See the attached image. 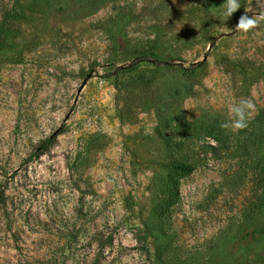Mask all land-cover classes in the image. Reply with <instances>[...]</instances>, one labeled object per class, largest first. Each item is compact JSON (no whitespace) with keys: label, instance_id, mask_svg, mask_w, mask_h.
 I'll use <instances>...</instances> for the list:
<instances>
[{"label":"rangeland","instance_id":"rangeland-1","mask_svg":"<svg viewBox=\"0 0 264 264\" xmlns=\"http://www.w3.org/2000/svg\"><path fill=\"white\" fill-rule=\"evenodd\" d=\"M262 110L264 0H0V264H264Z\"/></svg>","mask_w":264,"mask_h":264},{"label":"trees","instance_id":"trees-1","mask_svg":"<svg viewBox=\"0 0 264 264\" xmlns=\"http://www.w3.org/2000/svg\"><path fill=\"white\" fill-rule=\"evenodd\" d=\"M140 62L150 63L154 67L166 68H173L177 65L171 61L162 60L156 54L151 53L149 56H144L133 62L132 69L136 68ZM119 71H121L120 68L113 75L117 76ZM259 122H264V110L260 111L259 116L255 120L256 124ZM202 129V125L187 127L185 137L179 140L168 138L161 130H158L159 138L166 151L170 153L164 165L166 175L161 185L162 197L156 208V212L160 217L169 214L172 207L177 203L179 199L178 185L180 178L191 174L194 170V148L190 141L194 136H198ZM204 131L206 129H203V133H208Z\"/></svg>","mask_w":264,"mask_h":264}]
</instances>
